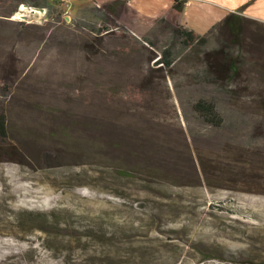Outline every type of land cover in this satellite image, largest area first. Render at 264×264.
Returning <instances> with one entry per match:
<instances>
[{
	"label": "rangeland",
	"instance_id": "rangeland-1",
	"mask_svg": "<svg viewBox=\"0 0 264 264\" xmlns=\"http://www.w3.org/2000/svg\"><path fill=\"white\" fill-rule=\"evenodd\" d=\"M115 1L0 0V261L264 264V23Z\"/></svg>",
	"mask_w": 264,
	"mask_h": 264
},
{
	"label": "crops",
	"instance_id": "crops-1",
	"mask_svg": "<svg viewBox=\"0 0 264 264\" xmlns=\"http://www.w3.org/2000/svg\"><path fill=\"white\" fill-rule=\"evenodd\" d=\"M176 1L127 0L126 4L147 18L170 19L171 10ZM232 13L264 23V0H185L184 9L176 20L184 28L203 36Z\"/></svg>",
	"mask_w": 264,
	"mask_h": 264
},
{
	"label": "trees",
	"instance_id": "trees-1",
	"mask_svg": "<svg viewBox=\"0 0 264 264\" xmlns=\"http://www.w3.org/2000/svg\"><path fill=\"white\" fill-rule=\"evenodd\" d=\"M126 1L127 0H116L114 4L124 7L126 5ZM184 4L185 0H177L171 10L170 18H174L176 20V18L181 15L184 9ZM107 8L109 11L113 13L115 12L114 6L109 5ZM166 20V18H163V21ZM241 20L242 16L240 14L232 13L227 16L220 24H222L224 27H227L233 34H235L240 29ZM176 23L178 28L174 30L175 36L181 40V43L185 48H192L196 44H203L206 42L205 35L201 36L193 30L184 28L178 23L177 20ZM107 30H109V28H105V31ZM163 55L164 56L161 63L167 65L168 67L172 66L174 62L172 50L166 49L163 52ZM194 109L199 114L200 118L207 123L219 125L221 118L218 114L217 107L214 102L201 99L194 105ZM5 132L6 120L5 116L3 115L0 118V133L5 134Z\"/></svg>",
	"mask_w": 264,
	"mask_h": 264
},
{
	"label": "bare ground",
	"instance_id": "bare-ground-1",
	"mask_svg": "<svg viewBox=\"0 0 264 264\" xmlns=\"http://www.w3.org/2000/svg\"><path fill=\"white\" fill-rule=\"evenodd\" d=\"M43 10L41 9H36V8H31L27 5H23L20 9V12L17 14V15H21L22 17H26L27 16V13H31V12H36V13H40L42 12ZM251 187V186H250ZM253 192L255 193H261L262 192V189H254ZM264 193V192H263ZM239 226V225H238ZM262 227V226H261ZM263 234V233H262ZM23 251V250H22ZM24 254V253H23ZM0 264H2V262L0 261ZM12 264H21V262L19 261L18 263L16 262H13ZM28 264V263H27Z\"/></svg>",
	"mask_w": 264,
	"mask_h": 264
}]
</instances>
